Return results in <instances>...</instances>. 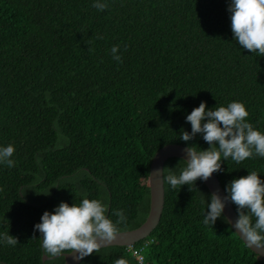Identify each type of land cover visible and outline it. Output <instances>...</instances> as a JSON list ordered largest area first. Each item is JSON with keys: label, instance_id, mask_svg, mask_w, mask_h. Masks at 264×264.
Masks as SVG:
<instances>
[{"label": "trees", "instance_id": "obj_1", "mask_svg": "<svg viewBox=\"0 0 264 264\" xmlns=\"http://www.w3.org/2000/svg\"><path fill=\"white\" fill-rule=\"evenodd\" d=\"M95 2L0 0V146L15 147L14 167L0 164V234L19 241H0V264L63 263V256L41 259L38 230L32 239L43 213L61 202L98 199L114 223L113 211L123 210L120 231L137 227L148 212L155 151L165 143L210 147L202 134L180 139L201 101L207 109L243 103L246 122L264 133V56L234 39L231 0H101L103 11ZM185 167L168 157L163 175ZM221 169L214 174L227 195L233 179L252 171L264 180V157L228 158ZM210 196L200 179L176 189L164 181L147 236L79 262L264 264L223 215L203 223Z\"/></svg>", "mask_w": 264, "mask_h": 264}, {"label": "clouds", "instance_id": "obj_2", "mask_svg": "<svg viewBox=\"0 0 264 264\" xmlns=\"http://www.w3.org/2000/svg\"><path fill=\"white\" fill-rule=\"evenodd\" d=\"M93 7L103 11L108 5L96 0ZM228 11L231 13L234 39L244 49L264 56V0H231ZM118 52L119 46L114 45L112 56L117 62H122ZM206 109V102L201 101L186 116L191 132L182 130L180 139L188 142L202 134L210 147L199 151L195 147H187L186 167L179 175L169 172L165 177L164 170H160L163 182L166 181L173 189L196 183L198 179L207 181L213 173L222 170V161L228 158L240 163L254 155L264 157V133L246 122L249 113L243 103L234 101L227 106ZM14 152L12 144L0 146V164L14 167L15 161L11 158ZM226 192L223 197L218 192L211 194L203 223L214 225L222 216L226 203L231 202L237 206L238 212V218L232 225L235 232L248 247L264 249V180L252 171L247 176L233 179ZM107 212L108 207L98 199L83 198L79 204L72 205L61 202L53 212L43 213L41 222L34 226L32 239H36L35 231L38 230L42 236V248L49 259L65 252L78 253L76 258L83 259L103 246L112 245L120 234L118 225L127 221L123 210L113 211L118 218L115 223L106 215ZM0 241L9 246L19 243L17 237L7 232L0 234ZM114 264H128V261L121 257Z\"/></svg>", "mask_w": 264, "mask_h": 264}, {"label": "water", "instance_id": "obj_3", "mask_svg": "<svg viewBox=\"0 0 264 264\" xmlns=\"http://www.w3.org/2000/svg\"><path fill=\"white\" fill-rule=\"evenodd\" d=\"M187 147L188 146L180 143H165L155 151V153L152 155L150 159L147 177H146V184L149 193L147 215L137 227L120 231V234H118L116 240L113 241L112 245H120V246L131 245L135 241L140 240L145 236H147L148 233L155 227V225L159 220V216L163 206V180L160 170H162L163 163L168 157H172V156L180 157L186 162L187 156L185 153V149ZM201 181L204 183L205 187L207 188L210 194L214 192H218L222 197L226 196V193L224 192L223 188L220 186L217 177L215 176L214 173L207 181H203V180ZM222 215L230 225L231 229L235 232L236 230L233 228L232 225L238 217L233 210L231 202L226 203ZM237 236L245 244L244 240L238 234ZM248 248L254 253L258 254L262 259H264V249H257L255 247L253 248L248 247ZM78 255L79 254L75 252L73 253L65 252L64 254L61 255L63 256L62 264H82L81 262H79L80 259L76 258L78 257ZM41 259L45 260L49 258L45 254H42Z\"/></svg>", "mask_w": 264, "mask_h": 264}, {"label": "built area", "instance_id": "obj_4", "mask_svg": "<svg viewBox=\"0 0 264 264\" xmlns=\"http://www.w3.org/2000/svg\"><path fill=\"white\" fill-rule=\"evenodd\" d=\"M133 253H135V251H133Z\"/></svg>", "mask_w": 264, "mask_h": 264}]
</instances>
